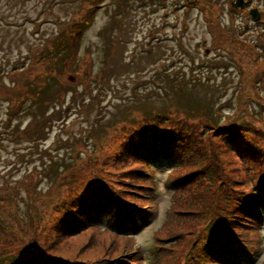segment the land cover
I'll use <instances>...</instances> for the list:
<instances>
[{"label":"rangeland","instance_id":"374dc122","mask_svg":"<svg viewBox=\"0 0 264 264\" xmlns=\"http://www.w3.org/2000/svg\"><path fill=\"white\" fill-rule=\"evenodd\" d=\"M192 1L196 3L0 0V260L15 256L25 264L30 258L35 264L53 258L95 262L121 255L127 260L140 251V264H192L186 254L207 215L195 217L189 207L201 210L207 204L189 205L197 193L190 189L196 186L182 195L167 187L168 181L192 169L174 168L176 159L152 164L157 213L141 233L125 237L105 227L91 228L62 236L52 246L62 235L58 228L63 213L69 206L77 208L78 196L96 180L94 171L100 173L103 167L108 178L127 180L132 175L125 172L138 169L117 155L127 132L140 129L143 118L154 113L169 114L167 128L170 121L193 126L188 135L196 132L195 147L205 154L203 162L209 163L215 152L237 187L258 179L243 168L242 162L250 168L252 155L238 144L240 155L224 148L222 128L241 125L248 146L261 148L264 156V63L253 67L257 50L230 40L233 29L239 36L244 31L245 40L264 58V19L233 11V0ZM83 16L87 23L78 27ZM176 17H183L182 23ZM79 28L81 45L76 47L70 33ZM60 44L67 55L59 79L63 84L50 86L51 92L57 91L58 105L38 115L29 107L38 97H31L29 90L38 92L44 77L53 73L41 66L53 65L48 47L58 50ZM214 104L222 105L218 118L211 115ZM142 183L134 180L136 192ZM261 237L258 256L248 264H264V223Z\"/></svg>","mask_w":264,"mask_h":264},{"label":"trees","instance_id":"16d2710c","mask_svg":"<svg viewBox=\"0 0 264 264\" xmlns=\"http://www.w3.org/2000/svg\"><path fill=\"white\" fill-rule=\"evenodd\" d=\"M90 5L93 6V4ZM204 8L211 10L214 14L209 4H204ZM92 13L94 15V11L90 12V14ZM261 19H264V17L261 16ZM86 23L87 20H84L83 16L77 25L82 27ZM82 32L79 28L77 31H73L72 34L70 33L72 45L80 47ZM230 35L232 34L230 33ZM244 39V36H239L236 30L230 40L237 44L241 43L247 50H257L252 58L255 61L253 67L262 62L264 63L259 48H253L254 43ZM48 48L51 49L48 50V57L53 62L49 59L47 62L50 63L51 61L54 69L53 65L41 66V69L53 73L44 77L40 85L41 89L38 92H35V87L29 90L31 97L32 95L38 97L34 104L29 106L31 110L34 108L36 110L35 114L38 115L39 113L45 115L58 105L57 91L51 92L50 86L54 83H58V86L63 84L59 79L61 76L64 77V73L61 71L66 63L67 56L63 50L64 47L60 44L61 49L58 47L57 50L56 46H49ZM262 51L264 53V50ZM54 59L57 61L54 62ZM261 74L260 80L264 81V74ZM66 83L68 84V82ZM31 84L33 86L37 85V81ZM59 89L57 87V90ZM51 104L54 105L50 106ZM215 106V104L212 106L213 112H211V115L218 118L222 115V105H218L216 108ZM22 108L19 107L18 113ZM261 112L264 114V110ZM154 115L156 116L150 117L148 115L147 118H143L140 129L127 132V142L117 155L119 161L126 163L133 161L135 165H138V169L125 172L132 175L127 180H112L104 174L106 169L100 168L98 165L101 174L94 171L93 174L96 180L93 181L92 187L86 188L84 194L78 196L77 208L75 209L72 205L65 210L58 228L59 233H62V235L59 238L57 237L52 246L55 247L54 245L59 242L57 240L62 239V236L76 235L91 228H99L100 230L105 227L108 231L119 236H134L139 233L156 216L153 202L155 186H153L154 179L152 176L154 174L147 170L146 166H151L152 162L160 159L176 158L178 160L176 168L192 166V169L168 181L167 187L182 195L188 191L190 186H196V190L190 189L191 192L197 193L194 195L195 199L189 205L199 201H205L207 204L201 210L189 207L191 208L190 211L196 215L195 217L202 219L203 216H207L186 257H191L192 264H244L251 262L262 245L264 165L261 160L264 159L263 150L248 146V142L242 134L241 125L232 124L230 127L224 126L222 128V130L225 129L223 135V138L226 139L223 144L224 148L231 153L235 152L240 155L241 148L236 144L241 145L245 153L252 155L250 168L246 165V162H242L243 168H245V171L251 169L258 178L255 182L250 180L247 187H237L235 185L236 181L229 177L225 166L219 162L215 152H213L215 158L210 159L209 163L203 162L205 154H202L199 146L195 147L196 132L194 131L188 135V131L194 129L193 126H189L186 122L180 126L178 123L173 124L170 121L171 126L167 128L164 126V122L169 123V114L154 113ZM211 123L216 125V122ZM203 128H206V126L203 125ZM92 167L95 168V165ZM136 175H143V178L136 177ZM134 180L143 182L139 192L134 189V187H139L134 185ZM207 193H210V195H207ZM206 197H210V199ZM180 236L182 239L184 238V235ZM199 236L202 237L201 240L198 239ZM34 246L39 251L41 250V246L37 244ZM159 249L162 252L166 251L164 247H159ZM137 252L134 251L131 258L127 260H122V255L102 257L95 262L53 258L49 263L44 261L39 262V264H140V255ZM13 257L12 260L9 257L1 259L0 264H25L15 256ZM45 259L47 258L45 257ZM35 262L30 258L26 264H35Z\"/></svg>","mask_w":264,"mask_h":264},{"label":"flooded vegetation","instance_id":"af4514ba","mask_svg":"<svg viewBox=\"0 0 264 264\" xmlns=\"http://www.w3.org/2000/svg\"><path fill=\"white\" fill-rule=\"evenodd\" d=\"M235 1H236V0H233V1H232V4H233ZM254 1H255V0H245L246 3L248 2V3H247L248 6H252V7H254ZM188 3H189V1H187V3L185 4V8L188 7V5H189ZM191 3H194V4H195L196 1H192V0H191ZM191 3H190V4H191ZM194 4H193V5H194ZM256 4H259V3H256ZM194 6H195V5H194ZM236 11H240V10H236ZM182 20H183V17H178V18L176 17V22H177V24L182 23Z\"/></svg>","mask_w":264,"mask_h":264},{"label":"water","instance_id":"95a60500","mask_svg":"<svg viewBox=\"0 0 264 264\" xmlns=\"http://www.w3.org/2000/svg\"><path fill=\"white\" fill-rule=\"evenodd\" d=\"M233 7L234 8H243L244 7V3H243L242 0H238V2L233 5ZM251 13H252L254 19H258L259 18V15H258L256 10H253Z\"/></svg>","mask_w":264,"mask_h":264}]
</instances>
